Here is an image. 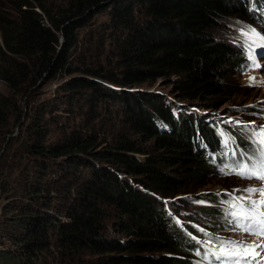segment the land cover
I'll return each instance as SVG.
<instances>
[{"label":"trees","instance_id":"trees-1","mask_svg":"<svg viewBox=\"0 0 264 264\" xmlns=\"http://www.w3.org/2000/svg\"><path fill=\"white\" fill-rule=\"evenodd\" d=\"M54 1L0 0V82L7 89V94L0 92V143L15 125L22 127V105L31 88L61 72L67 77L76 74L66 65L76 32L108 8L115 53L122 54L115 60L118 74L92 76L120 90L81 78H71L65 88L98 90V97L117 102L133 138L118 134L114 144L97 153L90 151L94 142L80 141L76 135L45 146L47 125L40 116L32 120L20 145L34 159L31 169L21 172L19 195L0 179V195L24 199L18 208H2L8 226L17 232L19 251L2 253L0 264H50L44 251L53 235L59 264H194L191 256L202 245L191 236L207 237L209 231L201 235L191 224L181 228L177 218L193 201L190 193L209 184L208 179L228 177L218 172L230 164L223 154L219 124L196 112L174 111L161 97L150 99L139 90L122 89L174 77L179 102L201 101L208 109L220 110L225 105L221 98L233 91L236 68L247 64V39L230 43L216 39L214 31L232 17L255 27L264 25V0ZM263 116L264 112L252 118ZM220 126L235 132L226 123ZM82 165L87 172L76 173ZM39 173L57 182L55 197ZM209 195L208 206L199 211L211 225L221 227L222 216L218 223L212 219L222 195ZM109 214L114 218L107 230ZM85 254L94 259L85 261Z\"/></svg>","mask_w":264,"mask_h":264},{"label":"rangeland","instance_id":"rangeland-1","mask_svg":"<svg viewBox=\"0 0 264 264\" xmlns=\"http://www.w3.org/2000/svg\"><path fill=\"white\" fill-rule=\"evenodd\" d=\"M54 4H58V0L54 1ZM110 18V9H102L100 13L95 14L88 23L77 30L76 41L73 49H71L68 54L66 62V65L71 70L76 71V74L72 75L73 77H67L66 73L61 72L53 78L40 80L35 87L29 90L20 114L22 127L18 128L19 124L15 125L12 128L10 136L7 135L5 140L0 143V179L10 183L11 188L17 189L21 187L24 182L21 172L26 173V170L29 171L31 169L30 165L34 158L24 154L20 144H24L27 125L35 118L38 119L39 116L48 128L45 146L54 145V143L61 141L64 136L76 135L80 141L90 143V140L94 142L95 145L90 151L97 153L103 152L102 150L107 146L114 144L118 134H126L133 138L132 128L130 125L125 124L124 121L126 114L117 106V102L98 97V90L77 89L76 91L69 92L65 88L71 78H81L86 81L96 82L100 88L120 90L119 88L113 87L105 80L92 76L94 73L101 72H104L102 74L107 73L109 75L114 72L116 76L118 74L115 60L120 59L122 54L116 56L113 38L115 35H111ZM247 23L248 22L243 19L235 17L227 18L221 22L214 31L216 39L228 40L232 43L246 36L247 45L250 47L253 45L246 64L248 68H244L241 65L236 68L235 71L237 74L234 72L232 78L235 84L232 89L233 91L231 95L221 98V100L225 102V105L221 107L220 110L213 111L212 109H208L204 106L206 103L201 101L194 103L179 102L174 87L176 80L174 77L156 79L155 82L149 81L147 84L137 89H122L123 92H137L139 90L150 99L154 96L161 97L163 100L162 102H170V106L174 108V111L182 108L184 110L187 109L197 112L199 115L207 113L213 115L210 117L225 119L226 122L230 121L231 123L249 126L251 129L232 125L231 127L235 129V132L226 131L224 134L229 141L230 149L234 156L231 158L233 167H236L238 164H248L256 167L264 166V152L261 151V148H264V146L257 142V138L254 135V133L260 130L252 129L264 128V116L262 119L252 118L255 116L258 117L260 113L264 112V53L261 54V58L259 59L258 54L262 49L259 46L260 40L257 39V42H259L257 43L256 37L249 35L254 26L248 25ZM246 33L249 36L245 35ZM257 34H259V36H264V31L258 32ZM254 40L255 43L253 42ZM62 43L63 39L60 40V45H62ZM1 45L2 42L0 37V46ZM78 69L86 72H77ZM253 77L255 78V83L250 85L249 80ZM0 92L2 94H7V89L2 82H0ZM44 109L46 110L44 111V115H42ZM252 111L256 113H252ZM238 135H240L239 138ZM243 138L244 140H242ZM9 139H11L10 142ZM29 159H31V161H29ZM82 166L77 167L76 173L85 174L87 172L89 168H87V166L86 168L85 166L82 168ZM28 167H30V169H27ZM105 167L109 168L107 166ZM71 170H73V168H71ZM224 171L228 170L224 169ZM218 172H220V174L223 173L222 171ZM42 175L43 173H39V178L43 180L42 183L45 186L51 187L49 190L51 191L50 196L52 195L55 197L53 191H57L59 187L57 182L53 181L50 176L44 177V175ZM227 176L228 177L220 175V177H218L219 179H214L213 181L212 179H208L209 184L206 183L198 191L195 190L196 192L193 191L194 193H190L188 196L193 201L190 202L188 205L189 207L185 208L182 214L178 216L179 220L182 222V225H196L198 230L204 232L209 231L210 236L217 233L218 236L241 237L250 243H264V237L245 233L238 226H234V228L230 230L232 224L231 221L227 220L228 217H232L237 221V218L234 217L232 213L242 209H249V206L239 203L238 200L246 201V199H240L241 197L248 196L245 189L264 188V181L256 178H244L235 174ZM225 180V186L218 185L221 181L224 182ZM215 182L216 184H214ZM15 189L14 192L17 193L19 189L16 191ZM17 194L19 195V193ZM209 194L216 196H219V194L222 195V198L218 197L221 201H217L214 206L216 215L214 214L212 219L215 223H218L219 218L222 216L220 222L221 227H216L214 224L211 225L210 220L199 211L201 208L208 206L206 201L208 198H211ZM20 198L21 197L18 199V197H4V195H0L1 258L2 253L15 254L19 251L18 246L15 244L16 238H14L17 232H15L12 225L8 226L9 224L4 218L2 208L4 205H14L15 208H18L17 206L24 200ZM251 199L260 200L261 196L259 193H256L251 196ZM52 202H55V199H52ZM171 203V206L176 207V201H172ZM220 210H222V214ZM209 212L212 213V210ZM186 215H190L193 219H187L185 217ZM113 218L114 216L110 214L106 218L105 224L107 230H110ZM110 232L111 231H107L105 235L110 236ZM199 243H201L200 245H202V247L210 245L213 248H218L211 243L210 239L207 238L206 240V237L202 238L200 236ZM48 246V249L45 250L44 253L45 256L49 258V263L59 264L60 254L58 253L60 249H57L58 243L54 235L48 240ZM204 253L211 254L217 259L215 255V253H217L216 250L205 248ZM186 255L187 254H183L184 257H188V255ZM196 256V261H201L199 260L202 259L201 248H198L196 251ZM50 258L53 259V261ZM83 258L85 261L94 259L93 256L86 254ZM193 258L194 257L191 256V260H193ZM218 262H220V260H218ZM204 263L214 264L209 263L207 259H205ZM225 264H232V262L227 261Z\"/></svg>","mask_w":264,"mask_h":264},{"label":"snow or ice","instance_id":"snow-or-ice-1","mask_svg":"<svg viewBox=\"0 0 264 264\" xmlns=\"http://www.w3.org/2000/svg\"><path fill=\"white\" fill-rule=\"evenodd\" d=\"M245 35L248 34L246 33ZM251 35L260 40V47H264V36H259L255 30H252ZM253 42L255 43V40ZM253 83H255L254 77L249 80L250 85ZM254 135L257 138V142L264 146V128L254 133ZM261 151L264 152V148H261ZM221 171L225 175L235 174L244 178H256L264 181V166L256 167L254 165L238 164L228 171H224V169H221ZM245 191L248 196L240 199H246L252 207L232 213L237 218L235 226L240 227L245 233L264 237V212L260 211V208L264 206V188H248ZM256 193L260 194V200L251 199V196ZM215 255L217 260L222 261V264L223 261H231L232 264H242V262L243 264H252V261L264 260V243L247 244L244 241L219 240L218 250Z\"/></svg>","mask_w":264,"mask_h":264},{"label":"bare ground","instance_id":"bare-ground-1","mask_svg":"<svg viewBox=\"0 0 264 264\" xmlns=\"http://www.w3.org/2000/svg\"><path fill=\"white\" fill-rule=\"evenodd\" d=\"M190 223V222H189ZM200 231V233H201V235H203V233H204V235H206V232H204V231H202V230H199ZM205 231H207V230H205ZM209 234V233H208ZM206 240H207V238H206Z\"/></svg>","mask_w":264,"mask_h":264},{"label":"water","instance_id":"water-1","mask_svg":"<svg viewBox=\"0 0 264 264\" xmlns=\"http://www.w3.org/2000/svg\"><path fill=\"white\" fill-rule=\"evenodd\" d=\"M62 39H63V37L61 36L60 40H62Z\"/></svg>","mask_w":264,"mask_h":264}]
</instances>
